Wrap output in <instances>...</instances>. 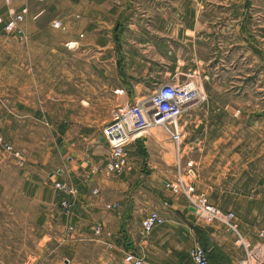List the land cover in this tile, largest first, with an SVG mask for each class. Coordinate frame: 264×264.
<instances>
[{
	"label": "crops",
	"instance_id": "1",
	"mask_svg": "<svg viewBox=\"0 0 264 264\" xmlns=\"http://www.w3.org/2000/svg\"><path fill=\"white\" fill-rule=\"evenodd\" d=\"M14 1L26 9V37L2 33L11 50H0V134L24 162L14 165L0 150L5 261L122 264L132 252L145 264H190L187 250L197 244L210 264H236L244 253L236 236L220 223L195 222L185 199L163 188L191 160L196 190L235 215L264 264V237L256 235L264 227V0ZM187 73L202 97L182 104L179 139L152 125L128 146L129 169L104 175L109 149L100 130L111 109ZM53 181L76 188L67 215ZM151 210L163 223L142 236L139 220Z\"/></svg>",
	"mask_w": 264,
	"mask_h": 264
},
{
	"label": "built area",
	"instance_id": "2",
	"mask_svg": "<svg viewBox=\"0 0 264 264\" xmlns=\"http://www.w3.org/2000/svg\"><path fill=\"white\" fill-rule=\"evenodd\" d=\"M14 0H2L6 7L5 14L0 13V27L5 35H11L23 40L26 35L20 24L23 21L26 9L24 7L15 10L11 4ZM42 2L44 0H34ZM52 28H59L57 20L51 22ZM81 36V35H79ZM75 42L66 44L67 48H73ZM197 81L193 79L192 73H187V79L182 83H161L144 99L118 104L111 109L110 120L101 127L100 134L108 146V154L100 169L104 175L120 176L129 169L127 160V148L137 139H140L146 129L152 125L162 126L168 131L169 138L176 142L179 139L177 121L182 112V104L189 99L202 95L196 92ZM0 150L8 157L14 165H22L24 162L23 152L6 141L0 134ZM95 167H89L87 172L92 173ZM194 164L191 160L184 162L180 173L170 180L163 182V188L172 195H179L185 199L187 205L192 209L195 222L202 224L220 223L225 230L233 233L236 238L234 242L243 247L244 253L236 264H263V256L258 251V244L247 243L237 232L235 215L229 210H222L211 204L207 197L198 192L194 183ZM52 187L57 194V206L64 214H69L76 196V188L70 184L53 181ZM92 189L91 193H95ZM165 204V202H163ZM106 209L113 210L117 204L109 203ZM163 223V219L156 210L145 213L139 220V234L147 235L154 227ZM68 231L72 226L68 225ZM91 232L98 236L101 232V224L95 223ZM264 237V227L256 234ZM190 264H210L204 249L194 244L187 250ZM122 264H145L142 258L132 252L124 253Z\"/></svg>",
	"mask_w": 264,
	"mask_h": 264
},
{
	"label": "rangeland",
	"instance_id": "3",
	"mask_svg": "<svg viewBox=\"0 0 264 264\" xmlns=\"http://www.w3.org/2000/svg\"><path fill=\"white\" fill-rule=\"evenodd\" d=\"M212 0H210V2H211ZM17 2L19 3H23L24 2V0H15L14 1V5H17ZM198 3V1L197 0H194V6H197L196 4ZM198 4H200V3H198ZM214 16H216V14H214ZM2 33L3 32H0V50H1V52H4V53H7L9 50H11L10 49V47H8L7 45H6V42L4 41V40H2L3 39V37H2ZM7 36H9V35H7ZM35 36H41V32L40 31H36V35ZM47 37H55L56 35H54V34H51V33H48L47 35H46ZM16 51L18 52V53H23V51H19V49L18 48H16ZM25 63L24 62H20V61H18L17 62V66H18V73L19 74H23V70L25 69ZM19 70H22V71H19ZM24 77H21L20 79H19V83H23L24 82ZM28 79H26V81H27ZM53 80V79H52ZM5 197V199L6 200H8V198L6 197V196H4ZM5 199H3V196L2 197H0V203H3V202H5ZM2 212H5V211H3V210H0V213H2ZM188 256V255H187ZM5 260H8V255L6 254H0V264H8V262L7 261H5ZM188 260H189V258H188ZM34 261V260H33ZM34 263V262H33ZM35 264V263H34Z\"/></svg>",
	"mask_w": 264,
	"mask_h": 264
},
{
	"label": "water",
	"instance_id": "4",
	"mask_svg": "<svg viewBox=\"0 0 264 264\" xmlns=\"http://www.w3.org/2000/svg\"><path fill=\"white\" fill-rule=\"evenodd\" d=\"M191 209V208H190ZM192 210V209H191Z\"/></svg>",
	"mask_w": 264,
	"mask_h": 264
}]
</instances>
